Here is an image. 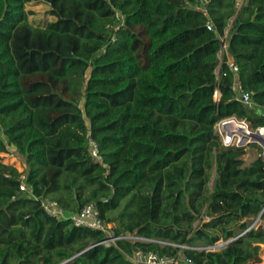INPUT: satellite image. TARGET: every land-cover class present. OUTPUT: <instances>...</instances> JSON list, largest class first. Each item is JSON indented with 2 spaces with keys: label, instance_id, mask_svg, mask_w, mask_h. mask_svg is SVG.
I'll return each instance as SVG.
<instances>
[{
  "label": "trees",
  "instance_id": "1",
  "mask_svg": "<svg viewBox=\"0 0 264 264\" xmlns=\"http://www.w3.org/2000/svg\"><path fill=\"white\" fill-rule=\"evenodd\" d=\"M30 2L53 19L32 26ZM237 3L0 0V154L13 147L27 174L20 190L0 158V264H133L137 250L264 264L262 147L247 162L214 131L231 116L264 126V0ZM43 198L73 213L92 203L113 236L148 241L103 242Z\"/></svg>",
  "mask_w": 264,
  "mask_h": 264
},
{
  "label": "built area",
  "instance_id": "2",
  "mask_svg": "<svg viewBox=\"0 0 264 264\" xmlns=\"http://www.w3.org/2000/svg\"><path fill=\"white\" fill-rule=\"evenodd\" d=\"M241 2H238V7ZM207 28H211V24L207 22ZM228 37V30L225 31L224 35L220 37L221 39V49L219 56H221L222 52L226 49ZM231 71L234 74V82L233 88L236 93L237 99H239L243 104L253 107L254 102L252 100V92L246 91L242 88L240 81L237 77L238 68L236 65L230 63ZM214 97L218 99L219 93L216 91ZM214 131L217 134L220 142L224 146L230 147H240L247 148L250 143H257L262 147V156L264 157V126H259L257 128H253L249 122L244 119L236 118L235 116L226 117L218 120L214 125ZM252 133H256L257 136L261 139V143L257 140H253L251 137ZM93 146L92 153L94 155L97 154V145L95 142L91 141ZM15 150L13 147H9V151L7 153H1V155H12L15 157ZM3 158L5 156H2ZM20 159V158H19ZM21 160V159H20ZM20 172V190H26V165L22 162L21 169H18ZM41 206L44 211L56 218V219H69L72 224L75 226H85L95 230H100L107 235V238L103 240V242L114 243L117 239H129V240H141L148 241L147 238L140 237L132 234H125L122 236H113L109 232L110 224H104L103 220L99 216V212L94 206V204L89 203L77 212H68L61 208L55 201L49 200L48 198L41 199ZM126 258L132 262L133 264H191L189 261L182 262L179 257H174L170 255H159L155 252H145L142 250H137L133 253H125Z\"/></svg>",
  "mask_w": 264,
  "mask_h": 264
},
{
  "label": "rangeland",
  "instance_id": "3",
  "mask_svg": "<svg viewBox=\"0 0 264 264\" xmlns=\"http://www.w3.org/2000/svg\"><path fill=\"white\" fill-rule=\"evenodd\" d=\"M238 2H241V0H238ZM26 10L28 11V23H30L32 26H42L45 22L50 21L53 19V17L48 13L49 12V6L45 4L44 2H30L26 4L25 6ZM246 155H244V159L249 161V157L251 154V149L249 147L246 148ZM2 156H5L4 158ZM0 158L5 162L6 164L13 165L14 167L18 169H21L22 160L19 159V156L17 153H15V157L12 155H1ZM111 226V224H110ZM262 260L264 261V251L261 255Z\"/></svg>",
  "mask_w": 264,
  "mask_h": 264
},
{
  "label": "water",
  "instance_id": "4",
  "mask_svg": "<svg viewBox=\"0 0 264 264\" xmlns=\"http://www.w3.org/2000/svg\"><path fill=\"white\" fill-rule=\"evenodd\" d=\"M217 38L220 39L219 35H217ZM257 112L263 113L264 114V109H257ZM251 137L253 138V140H257L258 142L261 143V139L257 136L256 133H252ZM264 146V144H263Z\"/></svg>",
  "mask_w": 264,
  "mask_h": 264
}]
</instances>
